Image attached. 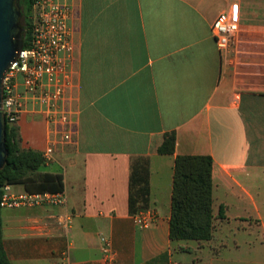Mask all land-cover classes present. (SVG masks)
I'll use <instances>...</instances> for the list:
<instances>
[{"label":"crops","instance_id":"obj_1","mask_svg":"<svg viewBox=\"0 0 264 264\" xmlns=\"http://www.w3.org/2000/svg\"><path fill=\"white\" fill-rule=\"evenodd\" d=\"M61 1L73 5L79 42L76 136L34 175L3 189L65 200L1 207L9 263L264 264V0ZM232 3L238 29L220 52L211 24ZM16 124L20 147L42 153L48 125L41 115L20 113ZM168 132L174 151L158 153ZM177 155L212 160L208 240L169 238ZM137 157L149 161L146 208L156 218L148 227L128 211Z\"/></svg>","mask_w":264,"mask_h":264},{"label":"built area","instance_id":"obj_2","mask_svg":"<svg viewBox=\"0 0 264 264\" xmlns=\"http://www.w3.org/2000/svg\"><path fill=\"white\" fill-rule=\"evenodd\" d=\"M72 10L71 3L61 0H33L27 45L22 46L2 81L1 110L7 122L16 123L19 114L26 112L41 115L47 123V146L41 153L44 164L53 159L58 144L71 143L76 136L79 42L70 26ZM238 18V4L232 3L212 22V37L220 52L228 50L238 29ZM64 200L62 193L3 192L1 206L60 204ZM132 218L137 226L148 227L156 214L145 207L133 213ZM102 241V251L111 259L109 241Z\"/></svg>","mask_w":264,"mask_h":264},{"label":"trees","instance_id":"obj_3","mask_svg":"<svg viewBox=\"0 0 264 264\" xmlns=\"http://www.w3.org/2000/svg\"><path fill=\"white\" fill-rule=\"evenodd\" d=\"M33 0H19V23L23 27L21 43L27 45L32 21ZM174 132L164 134L158 153L174 151ZM5 146L8 154L0 169V211L4 186L34 175L42 165L41 153L22 149L16 123L6 121ZM212 160L208 155H177L174 159L169 214L170 240H208L213 230L212 214ZM55 192V190H53ZM149 197V161L137 157L130 163L128 180V211L133 214L147 206ZM219 216L223 213L221 207ZM2 220L0 215V264H10L2 247Z\"/></svg>","mask_w":264,"mask_h":264},{"label":"water","instance_id":"obj_4","mask_svg":"<svg viewBox=\"0 0 264 264\" xmlns=\"http://www.w3.org/2000/svg\"><path fill=\"white\" fill-rule=\"evenodd\" d=\"M18 1L0 0V169L4 167L8 154L5 146L6 120L1 110L2 81L4 73L22 48L21 37L24 30L19 23Z\"/></svg>","mask_w":264,"mask_h":264},{"label":"rangeland","instance_id":"obj_5","mask_svg":"<svg viewBox=\"0 0 264 264\" xmlns=\"http://www.w3.org/2000/svg\"><path fill=\"white\" fill-rule=\"evenodd\" d=\"M49 168H51V167H46V169H49ZM264 174V173H263ZM262 191H264V175L262 176ZM264 194V193H263ZM264 196L262 195V198H263ZM263 240V242H262V251L264 252V239H262Z\"/></svg>","mask_w":264,"mask_h":264}]
</instances>
